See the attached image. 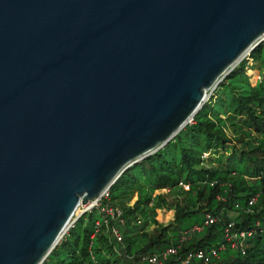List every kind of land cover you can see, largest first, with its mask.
Returning <instances> with one entry per match:
<instances>
[{
  "label": "water",
  "instance_id": "1",
  "mask_svg": "<svg viewBox=\"0 0 264 264\" xmlns=\"http://www.w3.org/2000/svg\"><path fill=\"white\" fill-rule=\"evenodd\" d=\"M263 37L264 0H0V264H42Z\"/></svg>",
  "mask_w": 264,
  "mask_h": 264
},
{
  "label": "trees",
  "instance_id": "2",
  "mask_svg": "<svg viewBox=\"0 0 264 264\" xmlns=\"http://www.w3.org/2000/svg\"><path fill=\"white\" fill-rule=\"evenodd\" d=\"M248 60L228 73L191 123L110 187L107 204L120 212L119 222L107 227L100 212L82 215L43 264H129L128 256L137 260L160 255L168 247L179 249L164 264H179L188 252L219 246L224 249L214 264H264V41L251 50ZM249 66L258 74L254 85ZM161 189L184 195V205L176 204L171 227L149 230L157 224L156 208L164 203L159 197L154 205L152 194ZM251 198L256 202L250 207ZM229 213L236 216L230 219ZM206 215L218 221L203 226ZM114 223L121 231L120 244L111 236L109 226ZM229 223L231 233H251L238 240L245 255L227 241ZM194 226H201V232L182 243Z\"/></svg>",
  "mask_w": 264,
  "mask_h": 264
},
{
  "label": "rangeland",
  "instance_id": "3",
  "mask_svg": "<svg viewBox=\"0 0 264 264\" xmlns=\"http://www.w3.org/2000/svg\"><path fill=\"white\" fill-rule=\"evenodd\" d=\"M264 41V37H263V39L261 40V42L260 43H262ZM259 43V44H260ZM250 52H251V50H249V51H247L244 55H243V57L241 58V60L238 62V63H236L234 66H233V68H232V70H234L242 61H244V60H246V61H249L248 59H249V55H250ZM248 64H251V62H248ZM250 67V66H249ZM251 68V67H250ZM231 70V71H232ZM230 72V71H229ZM227 73V72H226ZM247 74H248V76H249V78H250V82L254 85V82H256L257 80H258V74H257V72L254 70V66H253V69L251 68V70H247ZM228 75V74H227ZM225 79V78H224ZM223 79V80H224ZM222 80V81H223ZM221 81V82H222ZM221 82H219V84L218 85H214L211 89H209V90H207V92H206V97H205V101H204V103H203V105L204 104H206V102L212 97V95H214V94H217V91H216V89L218 88V86L220 85V83ZM191 123V122H190ZM189 124V123H188ZM225 131H226V133H227V135L228 136H230V137H232V129H231V127H227L226 129H225ZM162 148V147H161ZM160 148V149H161ZM125 172V171H124ZM123 174V173H122ZM116 182V181H115ZM181 187H183V189L185 190V191H188L189 189H188V187L187 186H181ZM109 190H110V187H109ZM159 197H162V199L164 200V203H162L158 208H156V216H155V221H156V225L155 224H153V225H151V227L149 228V230H154L155 228H156V226H160V227H166V226H168L169 225V227H171L172 226V224L174 223V218H175V206H176V204H178V205H184V195H176V193L174 192H172V191H170L169 189H161V190H157V191H155L153 194H152V198H153V200H154V205H155V203H156V201H157V199L159 198ZM103 198V199H102ZM101 199H102V202H100V201H98L97 202V204L95 205V206H93L91 209H89V211H87V210H85V208L88 206V205H90L93 201H91V202H89L86 206H79L78 207V209H77V211L75 212V214L73 215V217H72V219L71 220H74V219H76L75 220V222L82 216V215H84V214H86V213H90V212H92V211H96V212H103L102 214L104 215L103 217H102V219H103V221H104V223L105 224H107V227H108V225H110V223L112 222V221H114L115 223H117V222H119V220H118V218H119V216H120V212L118 211V210H116L114 207L112 208H110V206H106L105 204H107L108 203V201H109V198L108 197H102ZM136 196H134L133 197V200L131 201V203H130V205H132L133 204V202L134 201H136ZM105 207V208H104ZM103 208H104V210H103ZM109 209H112V211H110L109 212ZM83 210V214H80L81 213V211ZM116 211V212H115ZM119 212V214H117L118 212ZM236 216V214L235 213H229L228 214V217L230 218V219H233L234 217ZM108 218H109V220H108ZM215 220H216V222L218 221V219H216V218H214ZM71 222H73V221H71ZM75 222L74 223H72V225L68 228V230L63 234V236H62V238H61V240L58 242V244H60V242L65 238V236H67L68 235V232H69V229L70 228H72L73 227V225L75 224ZM115 223H114V225H112V226H109V229H110V232H111V230H113V229H116V228H118L119 229V226H117V225H115ZM94 226H95V233L96 232H99V226H100V222L97 220V221H95V223H94ZM121 228V227H120ZM100 231H102V229H100ZM120 231V230H119ZM106 232H108V230L106 229ZM110 232L108 233L109 235H110ZM120 233H121V231H120ZM93 236V235H92ZM91 236V237H92ZM111 236L113 237V235H112V233H111ZM122 236V235H121ZM189 237L190 236H188V237H186V236H184L183 235V237L180 239V241L182 242V243H184V242H186V241H188V239H189ZM114 238V237H113ZM115 239V238H114ZM237 240H238V238H236ZM116 241V240H115ZM117 242V241H116ZM122 243V242H121ZM57 244V245H58ZM117 244H120V243H118L117 242ZM56 245V246H57ZM230 246L233 248H235V243H231L230 244ZM168 248H173V247H168ZM168 248H166L167 250H168ZM216 249H218V248H220V246L219 247H215ZM233 248V249H234ZM199 249H202V248H199ZM166 250V251H167ZM195 250H198V249H195ZM195 250H193V251H195ZM192 251V252H193ZM189 253V252H188ZM153 255H156V254H153ZM149 256H147V257H140V256H138V259L137 260H135L134 258H135V256H128V262H129V264H143V263H146V262H144V261H146L145 260V258H148ZM47 259V258H46ZM46 259L44 260V261H46ZM44 261H43V263H44ZM42 263V264H43Z\"/></svg>",
  "mask_w": 264,
  "mask_h": 264
},
{
  "label": "built area",
  "instance_id": "4",
  "mask_svg": "<svg viewBox=\"0 0 264 264\" xmlns=\"http://www.w3.org/2000/svg\"><path fill=\"white\" fill-rule=\"evenodd\" d=\"M102 197H108L109 198V188L104 190L97 199H95L90 205H88L85 208V210L89 211V209H91L93 206H95L98 201L102 202V199H103ZM255 202H256V199L251 198L248 204L251 207L255 204ZM105 205L110 206L108 204H105ZM111 207L113 208V206H110V208ZM104 208H103V210H104ZM110 211H112V209H109V212ZM117 214H119V212ZM108 220H109V218H108ZM214 221H215V219L213 217H211L210 215H206L203 226H208L210 224H213ZM71 225H72V222L70 223L69 227ZM232 229H233V223H229L225 229L226 239L229 243H235L236 246H235V248L234 247L233 248L239 249L241 251V254L245 255V250L243 249V244L240 242L244 239H247V237L251 236V233L250 232L249 233H246V232L231 233ZM201 230H202L201 226H194L189 231L185 232V235L191 236L193 233H200ZM111 233L118 243L122 242V236H121V233H120L118 228L111 230ZM236 238H238V240H240V242ZM178 249H179V247L168 248V250L165 249L160 255L159 254L151 255L148 258H145V260L148 264H164L165 261H167V259L169 257L177 255ZM223 249H224V247H220L218 249H216V248H211L208 250L198 249V250H195L193 252H189V253H187V255L183 259H180L179 264H194L193 263L194 261L197 264H214L213 262L219 258V252L222 251Z\"/></svg>",
  "mask_w": 264,
  "mask_h": 264
}]
</instances>
